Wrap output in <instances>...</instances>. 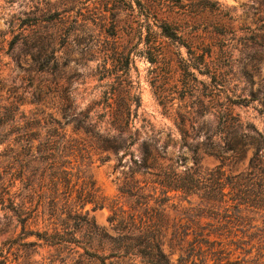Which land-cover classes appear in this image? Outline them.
I'll return each instance as SVG.
<instances>
[{
	"label": "rangeland",
	"instance_id": "374dc122",
	"mask_svg": "<svg viewBox=\"0 0 264 264\" xmlns=\"http://www.w3.org/2000/svg\"><path fill=\"white\" fill-rule=\"evenodd\" d=\"M160 22L168 24L177 39L161 35ZM111 29L122 41L128 39L126 45L134 54L131 92L138 106L130 104L128 126L134 141L127 145L130 140L121 135L119 143L126 147L116 153L110 149L98 153L91 146L80 151L62 147L67 139L83 137L82 127L93 131L107 127L105 119L96 125L78 120L79 112L91 106L93 111L100 109L101 104L92 102L107 88L106 80L96 79L101 58L88 50L95 43L90 36L103 39ZM41 64L47 66L40 68ZM59 95L67 105L65 123L58 110ZM4 108L14 109L20 128L31 127L32 146L41 149L50 137L58 149L52 157L30 151L22 181L31 186L23 189L18 180L7 187L12 153L6 143L0 144V242L19 232L13 212L6 208L8 198L30 208L43 204L50 210L54 204L63 218L79 207L78 197L92 189L96 199L116 203L125 214L151 215L159 225L160 249L174 264L180 251L170 240L172 227L197 209L210 214L212 203L218 213L210 215L217 218L194 221L216 223L231 200L216 194L212 197L220 200H207L199 190L164 192L153 182V174L160 163L177 173L199 170L210 177L221 173L225 182L244 176L255 149L244 139V123L264 137V0H0V111ZM51 119L62 122V131ZM9 137L16 139L12 133ZM73 140L68 142L74 144ZM257 147L263 155L264 142ZM147 153L158 156V161L148 159L144 168H136L133 160L137 163ZM52 160L59 162L50 164ZM137 187L141 198L134 195ZM91 208L86 203L83 210L104 232L114 235L109 208ZM263 218L264 211H259L252 224L259 226ZM42 225L40 219L30 218L25 228L42 230ZM234 228L219 238L241 240L232 257L242 259L244 246L255 239L244 244L248 240L244 227ZM74 260L65 249L44 244L28 258L30 264H74Z\"/></svg>",
	"mask_w": 264,
	"mask_h": 264
},
{
	"label": "trees",
	"instance_id": "16d2710c",
	"mask_svg": "<svg viewBox=\"0 0 264 264\" xmlns=\"http://www.w3.org/2000/svg\"><path fill=\"white\" fill-rule=\"evenodd\" d=\"M157 28L161 35L177 39L176 33L168 24L160 22ZM90 39L95 43H92L88 50L91 53H99L101 58L95 68L96 79L106 80L107 88L102 91L98 101L92 102L96 106L101 104L100 109L93 111L91 106L84 112H79L78 124L89 120L93 121L89 125L94 123L96 125L105 119L107 127H97L94 131L82 127L83 137H79V140L67 139L62 147L69 149L74 147L75 150L80 151L85 146H91L98 153L107 149L116 153V149L126 147L124 143H119L121 135H125V140H130L127 145L134 141L133 135L128 131L130 104L138 106V98L131 92L130 69H135L134 54L132 48L126 45L128 39L122 41L114 29L105 33L103 39L92 36ZM146 58L150 62L153 61L149 57ZM46 66L41 64L40 68ZM57 99L58 110L65 123L67 106L65 98L59 95ZM13 112V108H4V111H0V144L6 143L5 147L12 153L9 163L12 171L8 172L7 187L13 186L15 180H18L22 184L21 187L26 189L31 185L26 183V180L22 181V178H25L23 171L28 165L30 151L33 149L35 153L42 152L52 157L58 149L56 148L58 142L55 143L52 138L47 137L42 145L43 148L37 149V146H32L31 127L20 128ZM51 121L55 129L62 131L60 120L51 119ZM5 126L13 128L11 133L16 135V139L9 137L11 133L4 132ZM255 134L257 137L254 136ZM245 138L248 139L247 144H254L255 149L248 160L244 176H233L228 182L221 179V173L215 177L207 176L209 173L199 170L177 173L157 163L153 182L163 187L164 192L168 189L180 190L184 193L199 190L206 195L207 200H220L213 198L212 194H216L221 199L227 195L228 200H231L229 206L222 208L224 215L221 219L220 217L216 219V223L207 221L199 224L198 221H194L195 218L200 217L217 218L210 215L218 213L212 203L209 205L210 214L206 215L202 210L197 209V212L184 216L183 223L172 227L170 240L180 251L174 264H264V218L259 226L252 224L253 216L259 211H264V161L262 160L264 154L260 155L257 147L258 143L264 142V137L252 124L244 123ZM69 140H73L74 144L69 143ZM106 158L105 154L101 160ZM148 159L156 163L159 158L147 153L141 161L136 163L133 160V163L136 168L140 166L144 168ZM53 162L59 161L52 160L50 164ZM226 184L229 190L224 193L223 188ZM136 189L134 195L141 198L140 187ZM77 200L79 207L67 211L63 218H59L58 208L54 204L50 210L43 204H36L30 208L26 207L23 201L14 203L8 198L6 208L13 212L19 224V232L0 242V264H30L28 258L35 253V249L40 244L65 249L69 254L74 255V264H171L160 249L159 225L151 219V215L143 218L135 212L125 214L116 203H109L104 197L96 199L92 189L86 196L81 199L78 197ZM86 203L92 204V210L109 208L111 214L108 216V221L114 223L112 225L114 235L104 232L95 224L92 217H88L87 210H83ZM188 209L196 211L194 207ZM30 218L33 221L40 219L43 223L42 230L26 229V222ZM232 227H235L234 229L244 227V235L248 237V240H244V244H249L251 239H255V242L248 247L244 246L242 259L232 257V250L239 247L241 240L228 239L224 242L219 238L223 234L229 235ZM28 236H33L34 239H26ZM231 245L234 246L233 249L229 248Z\"/></svg>",
	"mask_w": 264,
	"mask_h": 264
}]
</instances>
